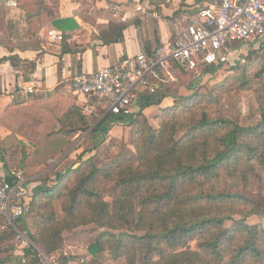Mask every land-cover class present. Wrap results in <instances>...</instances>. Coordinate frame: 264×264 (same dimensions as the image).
<instances>
[{
  "label": "trees",
  "instance_id": "16d2710c",
  "mask_svg": "<svg viewBox=\"0 0 264 264\" xmlns=\"http://www.w3.org/2000/svg\"><path fill=\"white\" fill-rule=\"evenodd\" d=\"M184 1L180 0L177 14L195 13L212 2L186 5ZM21 3L22 7L17 0L15 8L24 9L33 19L48 1ZM52 24L64 35L62 56L70 49L65 44L67 32L78 25L72 18ZM134 24L139 26V19ZM158 43L157 38L148 40L144 52L151 54ZM260 49L264 42L250 53L247 66L233 68V83L255 93L257 122L243 126L218 117L217 101L197 99V94L183 106L161 108L156 126L144 122L136 128L135 155L119 152L99 161L78 152L79 158L58 170L51 184L40 180L24 204L26 217L33 219L32 241L53 254L63 246L64 231L91 225L101 232L87 246L88 264H100L104 254L123 264H264V224L246 222L249 215L264 216V212L255 200L239 192L264 185V53ZM5 59L13 58H0ZM79 66L78 61V71ZM175 69L191 72L176 64ZM163 76V72L150 76L157 87L138 95L136 115L167 97ZM77 97L74 92L72 96L50 93L33 97L30 106L25 95L12 94L2 124L20 137L16 144L0 146L9 182L11 167L25 170L30 147L40 140L46 142L45 150H63L75 134L90 127L96 115L84 114ZM114 117L133 119L131 115ZM102 184L116 189L110 202ZM12 238V229L0 232V264H18L22 258L23 264H37L30 248L9 244Z\"/></svg>",
  "mask_w": 264,
  "mask_h": 264
},
{
  "label": "crops",
  "instance_id": "0c3cea01",
  "mask_svg": "<svg viewBox=\"0 0 264 264\" xmlns=\"http://www.w3.org/2000/svg\"><path fill=\"white\" fill-rule=\"evenodd\" d=\"M47 1L44 12L33 19L20 8L10 9L7 15L0 13V58H13L0 60V146H6L7 141L17 142L20 137L4 126L5 120L1 118L13 93L25 95L26 104L31 106L35 96L70 92V80L75 74L131 60L144 51L148 40L157 38L158 44L170 40L193 14L188 17L187 13H176L180 0L175 7H159V11L163 10L160 15L150 7L149 0H140L144 6L142 13L134 12L132 0ZM191 1L184 3L191 5L198 0L187 4ZM14 10L17 12L13 13ZM62 18H72L78 26L67 32L65 44L70 49L61 56L62 42L49 43L46 31L55 28L53 20ZM136 19L139 26L134 24ZM119 35L122 39H118ZM29 85L35 86L32 93L24 90ZM1 175L5 172L0 161Z\"/></svg>",
  "mask_w": 264,
  "mask_h": 264
},
{
  "label": "built area",
  "instance_id": "2783aa9c",
  "mask_svg": "<svg viewBox=\"0 0 264 264\" xmlns=\"http://www.w3.org/2000/svg\"><path fill=\"white\" fill-rule=\"evenodd\" d=\"M4 3L9 8L17 7V0H4ZM132 7L135 13L144 12L140 0H132ZM63 37L57 28L46 31L49 43H60ZM262 42L264 0H212L151 54L140 51L129 61L77 73L70 80V88L79 101L85 96L80 101L84 114H95L98 118L110 114L130 116L138 110V95L157 87L149 81L150 76L157 77L163 72L166 79L172 78L175 64L186 71L226 64L239 45ZM34 87L29 85L24 90L32 93ZM9 176L12 182L5 175L0 176V232L12 229L15 244L30 248L36 254L37 264L83 263L82 259L47 254L31 243L29 229L22 224L26 217L28 182L21 170H11Z\"/></svg>",
  "mask_w": 264,
  "mask_h": 264
},
{
  "label": "rangeland",
  "instance_id": "374dc122",
  "mask_svg": "<svg viewBox=\"0 0 264 264\" xmlns=\"http://www.w3.org/2000/svg\"><path fill=\"white\" fill-rule=\"evenodd\" d=\"M21 1L24 2V0H19L22 7ZM54 1L51 0L52 3ZM149 1L150 7L159 15L163 11H159L161 7L163 9L164 5L175 7L178 2V0ZM193 1L195 0L187 4H191ZM206 2L207 0H202L200 4ZM8 12H10V8L4 4V0H0V13L7 15ZM14 12H17V10H14ZM175 15L177 16V14ZM189 16L190 14H188ZM172 21L175 22V19ZM259 47L260 45L257 44L239 45L237 50L229 57L226 64H212L209 66L210 69L207 72L203 71V68L191 72H181L180 70L173 69L171 71L172 78L169 76L167 79L165 77L161 78L167 97L159 105L153 104L150 107H143L141 114L138 115L135 112L132 113V121L128 119L119 121L111 114L105 118H98L96 116L90 124V127L84 132L75 134L73 140L66 144L63 150L57 148L45 150L46 142L40 140L34 148L30 147L31 154L28 158L27 168L22 170L11 167V170H21L23 172L28 182V195H30L35 186L40 184V180L51 184L54 174L58 170L63 169L64 166L71 163L75 157L79 158L78 152H85L84 158L94 157L99 161H105L115 157L119 152L133 156L135 155L134 142L136 128L144 122H147L151 126H156L155 117L161 108L167 106H183L187 101L194 98V94H197L195 96L197 99L217 101L218 117L235 121L243 126L254 124L259 119L255 115V110L258 108V101L252 89L239 88L233 83V74L236 73L233 68L247 66L250 63L248 60L250 53L253 50L259 49ZM259 53H264V49H260ZM217 68L220 69L217 70ZM65 94L72 96L73 92L70 91ZM84 98L85 96H81V100H84ZM4 144L8 146L16 144V142L12 140L4 142ZM74 150L76 151L73 153L72 151ZM62 159L63 161L59 163ZM2 168L6 172L3 165ZM102 188L105 191V199L110 202L111 195L115 193L116 189L111 184H102ZM239 192L245 197L255 200L258 210L264 212V185L262 182L253 188L240 189ZM235 217L240 218V216ZM32 220L27 214V217L23 220L24 222H22L29 229V234L33 230ZM246 222L249 224H264V216L262 213L251 214L246 218ZM99 232H101V229H97L91 225L66 230L63 233L64 243L62 248L53 254L60 257L65 256V258L82 259L83 263L81 264H88L90 257L86 251L87 246ZM30 240L33 245L40 248L31 238ZM9 244L17 246L13 238L9 241ZM12 262H15V260H12ZM23 263H25V258H22L18 264ZM99 263L123 264L122 261H111L108 254L101 256Z\"/></svg>",
  "mask_w": 264,
  "mask_h": 264
}]
</instances>
